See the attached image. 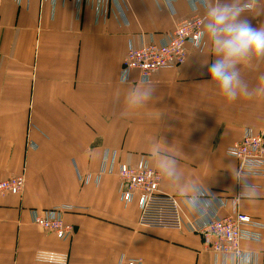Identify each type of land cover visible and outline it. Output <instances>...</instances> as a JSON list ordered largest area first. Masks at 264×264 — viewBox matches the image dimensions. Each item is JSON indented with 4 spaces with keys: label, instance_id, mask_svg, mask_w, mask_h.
Returning a JSON list of instances; mask_svg holds the SVG:
<instances>
[{
    "label": "crops",
    "instance_id": "crops-1",
    "mask_svg": "<svg viewBox=\"0 0 264 264\" xmlns=\"http://www.w3.org/2000/svg\"><path fill=\"white\" fill-rule=\"evenodd\" d=\"M251 3L244 15L264 25V0ZM120 7L123 19L113 4L97 21L93 8L83 3L78 12L75 0H0V181L26 179L21 194L0 195V264H119L122 253L147 264H234L206 250L197 234L140 225L137 203L120 199L116 174L98 184L80 180L98 174L106 150L116 151L118 163L136 166L144 157L155 168L148 141L156 140L177 155L185 184L232 198L239 189L229 168L238 162L226 148L247 128L264 132V97L229 102L208 82L203 61L215 58L206 34L205 48H191L178 69L157 71L149 82L134 70L122 84L131 42L151 34L159 41L195 12L191 0H125ZM198 13L205 16L204 8ZM240 72L254 88L264 60L246 61ZM144 84L155 89L152 100L124 115L115 96ZM249 182L258 185L257 197L242 198L239 210L264 223V177ZM160 187L180 196L163 178ZM64 204L74 206L64 215L75 228L69 241L31 214ZM232 209L229 202L219 211ZM261 232V241L241 243L257 264H264Z\"/></svg>",
    "mask_w": 264,
    "mask_h": 264
},
{
    "label": "built area",
    "instance_id": "built-area-1",
    "mask_svg": "<svg viewBox=\"0 0 264 264\" xmlns=\"http://www.w3.org/2000/svg\"><path fill=\"white\" fill-rule=\"evenodd\" d=\"M18 4L22 0H15ZM78 12L82 5H88L95 11L97 21L106 19L114 4L121 18L124 11L121 3L125 0H75ZM244 4L245 10H252L255 0ZM119 2V4H118ZM194 14L180 21L175 28L159 41L153 34L146 39L141 36L139 45L131 42L123 60L121 73L128 80L130 73L138 70L143 81L149 82L153 73L164 69H178L187 61L191 48L202 51L205 48V33L203 23L205 16L198 13L202 7L200 0H191ZM167 6L174 11L172 2ZM34 147L33 144H30ZM227 155L235 158L237 168H242L250 177H264V132H256L250 128L244 131L241 140L226 148ZM104 174H116L119 179L118 192L125 205L136 202L139 208V224L146 227L174 229L201 236L204 248L215 256L231 257L234 264H257L255 254L242 249L243 241L259 242L262 240L264 223L252 218L239 210L240 194L232 198L222 197L211 188L203 187L209 201L204 214H196L184 202V197L164 192L160 185L162 176L149 166L142 157L138 165L118 163L116 151L106 150L98 174L80 176L84 184L99 183ZM26 179L23 175L14 176L0 181V195L21 194L25 188ZM254 187L258 185L253 184ZM216 202V204H214ZM229 202L233 209L229 214L221 215L220 209ZM74 209L72 205H58L45 210L32 209V219L35 224L45 230H50L62 241L73 238L75 228L65 222V212ZM51 254V259H54ZM253 256V257H252ZM254 263H253V262ZM119 264H147L141 257H130L122 253Z\"/></svg>",
    "mask_w": 264,
    "mask_h": 264
},
{
    "label": "clouds",
    "instance_id": "clouds-1",
    "mask_svg": "<svg viewBox=\"0 0 264 264\" xmlns=\"http://www.w3.org/2000/svg\"><path fill=\"white\" fill-rule=\"evenodd\" d=\"M205 10V19L202 25L211 47L214 61L207 67L211 80L229 102L238 98L264 97V76L261 83L250 88L242 78L240 65L252 59L264 60V25L254 27L244 15L245 5L241 0H200ZM121 83H129L126 75H122ZM155 89L150 84L129 86L123 97L117 93L115 103L125 106L124 115L143 108L152 100ZM149 153L154 167L164 180L178 188V195L184 197L185 204L189 205L196 214H204L209 206L205 199L207 192L199 184H185L180 170L178 157L168 151L156 140H149ZM232 179L240 186L241 197L254 199L257 197L255 187L249 182L250 175L242 168H229Z\"/></svg>",
    "mask_w": 264,
    "mask_h": 264
},
{
    "label": "rangeland",
    "instance_id": "rangeland-1",
    "mask_svg": "<svg viewBox=\"0 0 264 264\" xmlns=\"http://www.w3.org/2000/svg\"><path fill=\"white\" fill-rule=\"evenodd\" d=\"M147 228H149V227H147Z\"/></svg>",
    "mask_w": 264,
    "mask_h": 264
}]
</instances>
